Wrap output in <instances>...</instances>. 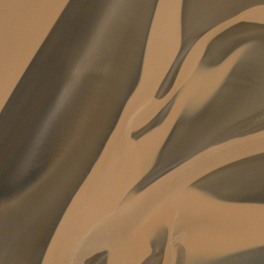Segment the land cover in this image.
Here are the masks:
<instances>
[{"label": "water", "instance_id": "1", "mask_svg": "<svg viewBox=\"0 0 264 264\" xmlns=\"http://www.w3.org/2000/svg\"><path fill=\"white\" fill-rule=\"evenodd\" d=\"M0 264H264V0H0Z\"/></svg>", "mask_w": 264, "mask_h": 264}]
</instances>
